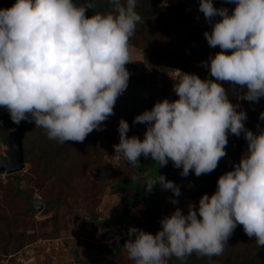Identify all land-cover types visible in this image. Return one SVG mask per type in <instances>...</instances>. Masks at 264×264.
Here are the masks:
<instances>
[{
	"label": "clouds",
	"instance_id": "9594fccd",
	"mask_svg": "<svg viewBox=\"0 0 264 264\" xmlns=\"http://www.w3.org/2000/svg\"><path fill=\"white\" fill-rule=\"evenodd\" d=\"M227 2L235 4L231 14L213 0L199 3L212 24L204 37L220 49L209 57L215 79L183 72L173 85L177 99L164 98L135 116L134 124L147 125L143 139L129 137L122 118L113 147L129 165L140 164L141 156L161 167L171 161L183 177L214 171L227 154L229 133H243L247 151L218 178L214 193L200 197L198 207L190 202L186 213L176 207L161 218L155 234L130 226L123 247L134 264H168L173 257L184 264L193 254L221 256L238 224L264 247V129L246 128V112L237 111L223 86L246 87L239 99L249 102L264 97V0ZM109 4L107 12L96 10V0H16L0 8V108L14 124L34 122L50 140L82 143L114 114L128 87L126 65L134 62L130 41L142 18L138 0ZM131 179L147 192L159 183L180 195L179 186L163 174Z\"/></svg>",
	"mask_w": 264,
	"mask_h": 264
},
{
	"label": "rangeland",
	"instance_id": "374dc122",
	"mask_svg": "<svg viewBox=\"0 0 264 264\" xmlns=\"http://www.w3.org/2000/svg\"><path fill=\"white\" fill-rule=\"evenodd\" d=\"M182 4L186 12L196 18L194 19L196 32L194 30L183 32L172 30L166 34L164 30H161L162 27H159L151 37L155 41L167 36L166 39L174 42L170 50V52L173 51L172 58L193 66L196 75L201 79L210 78L209 57L220 51L218 46L210 47L204 37L205 31L211 32L212 24L193 13L197 8L196 3ZM234 7L235 4L230 10L233 11ZM136 39L135 46L131 45L133 60L142 59L145 51V41L139 36H136ZM206 61L209 62V67L203 66V62ZM165 71L168 78L175 81H178L184 74L175 72L174 69ZM167 75L163 73V76ZM223 86L233 92L237 100L236 104L246 112L247 119L244 121L246 128L257 132L264 129V120L260 119V114L264 110L251 111L250 107L248 109L244 101L239 99V96L244 93V88L227 82H223ZM128 93L129 91L126 90L123 96H127ZM177 98L176 96L173 100ZM161 100L163 98H159V101ZM143 111L145 109H142L140 113ZM248 118L252 120L251 124L247 122ZM114 126L115 124L109 123V127L106 128V131L113 136L119 134L118 126ZM137 127L138 125H135V129H138ZM11 128L15 129V125ZM140 128L137 137L143 139L147 127L140 126ZM228 136L233 140L238 139L231 133ZM102 143V141L99 142V144ZM118 143L119 136L115 144ZM8 148L6 142L0 140V159L7 154ZM245 149L243 148L242 151ZM90 153L93 157L90 158L91 163L96 167L89 169L85 162L78 163L73 176L69 179V169L64 166L61 170L66 180L61 183L55 180L54 175L50 176V179L36 175L35 166L28 161L27 155L25 168L18 171L21 174L19 179L13 175L16 172L0 170V264H4L10 254H13L10 261L20 262V264H134V261L128 259L123 247L132 224L121 220L115 223V219L123 213L122 200L118 195L110 192V181L105 180L104 175L97 171L94 173L99 159L94 157L95 154L92 151ZM107 153L104 159L110 163L109 171L113 172L115 177H121L122 173L129 177L132 175L133 170L126 165L125 160L119 154L114 151ZM76 157L78 159L80 156L77 154ZM142 158L145 157L141 156L140 160ZM175 184L180 188L179 196H174L170 189H163L157 184L149 193L157 192L158 199L153 200L152 205L144 211H142L143 205L134 208L133 214L138 216L137 227L139 229L155 234L161 228V218L170 215L176 207H180L185 213L190 202L198 207L199 199L203 194L197 196L189 184L187 186ZM212 193L214 192L207 194ZM56 198H59V202L54 201ZM173 199H176L178 204L174 205ZM108 223H111V229L106 226ZM240 227L242 225L237 226V228ZM237 233L242 235L240 241L232 240L237 252L246 250L243 256L252 255L255 237L250 238L240 231ZM19 241L23 244L20 245ZM118 243L121 244L119 248H117ZM107 247L112 251L107 250ZM20 250L23 255H20ZM98 250H100L99 253H97ZM112 254L115 255L112 256ZM228 254L224 251L221 259H218L219 256H216L215 260L207 257L204 260L199 258L192 264H224V260H230ZM234 260L232 262H235ZM178 263L179 260L174 257L168 261V264Z\"/></svg>",
	"mask_w": 264,
	"mask_h": 264
},
{
	"label": "trees",
	"instance_id": "16d2710c",
	"mask_svg": "<svg viewBox=\"0 0 264 264\" xmlns=\"http://www.w3.org/2000/svg\"><path fill=\"white\" fill-rule=\"evenodd\" d=\"M15 2L16 0H0V8H9ZM78 2H83V0H78ZM188 2L197 4V8L193 13L199 15L204 20V14L199 10L200 0H138L136 10L138 14H140L142 20L137 25L136 33L131 39L130 44L135 46L137 42L136 36L142 38L145 41L144 57L142 59L133 60L134 62L126 65L130 72L127 87L129 93L127 96H119L114 105V114L103 123L101 130H94L91 132L82 143L69 141V143L66 142L61 144L57 141L50 140L47 137L46 130L35 126L34 122H32L24 138L27 159L35 166L34 173L40 178L48 179H50V176L54 175L55 180L57 179L60 183L66 180V178L62 176L61 170L64 166H67L69 169V179L73 176L75 166H77L78 163L85 162L87 168L91 169L93 166L95 168L96 166L92 164L90 160L92 157L90 152L92 151L95 154L94 157L99 159L94 173L97 171L99 174L104 175V179L110 181V192L118 195L122 200L123 213L115 219V223L119 220L127 221L129 224H132V226L137 227L138 216L135 213L133 214L134 208L138 205H143L142 211H144L149 205H152L153 200L158 199L159 195L157 192H147L141 183H136L131 179L132 176L141 174L142 172L154 177L156 164L150 157L142 158L143 160H140V164L135 166L129 165L125 161L126 165H129L128 167L133 170L130 177L125 173H122L121 177H115V174L109 171L111 165L104 157L108 154L107 152L114 151L113 146L118 142L119 134L113 136L106 131V128L109 127V123L119 126V121L123 118L129 122V131L127 135L129 137L137 136L138 130L141 129L140 126L146 128L147 125L134 124L133 121L135 116L141 114L140 111L142 109L150 110L154 104L159 101V98H167L171 101L176 97V93L173 91V85L177 81L168 78L165 70L174 69L184 73L197 74L193 66H189L188 63L172 58L171 54L173 51L170 52L171 44L174 43L172 40L166 39L167 36H165L161 40L156 39L154 41L151 37L159 27H162L161 30H164L166 34L172 30L178 32L193 31L194 27H196L194 21L196 18L192 17L189 12H186L182 4ZM96 3V10L98 11L107 12L111 10L109 0H96ZM213 4L217 8L225 7L229 10V14L232 13L230 8L234 3H228L227 0H213ZM91 13L92 10L90 9L88 15H91ZM213 19L218 20L220 17H214ZM193 23L194 26H192ZM164 72L167 76H163ZM207 79L214 80L215 78L210 77ZM225 89L229 94L230 101L237 105V100L234 98L233 92L228 88ZM246 91L247 89L245 90L244 88V92ZM242 101L248 106V109L250 107L251 111L261 112L264 110V97H260L257 102ZM238 109V111L241 110L240 107H238ZM247 122L251 124L252 120L248 118ZM21 123L24 124L25 122ZM13 125L16 127L8 111L4 108H0V140L2 142H6L7 136L10 131L13 130L11 128ZM135 125H138V129H135ZM253 132L258 133L256 130ZM101 141L103 143L99 144ZM244 144H247V141L244 140L243 133H241L237 140H233L228 136V144L226 146L227 154L219 161L214 171L199 177H197L194 172H190L187 177H184V181L178 180L176 183L182 186H187L189 184L190 188L197 196L215 192L217 180L220 175L231 170L234 165L239 162L243 148H247ZM77 154L80 156L78 159L76 157ZM169 165L172 170L178 172L182 171L181 168L174 167L171 161ZM54 167L55 169H53ZM13 175H15L16 179L21 177L20 172H16ZM157 184L158 186L160 185L159 183ZM54 201L59 202V198H56ZM106 226L111 229V223H108ZM237 231H240L242 234L245 233L243 226L240 228L236 227L233 235L227 242L228 245L225 247V251L229 253L228 256H230V260H224V264H247L248 262L250 264H264V247L259 248L255 239L253 240L255 244L252 248V255L243 256L246 250L237 252L236 246L232 242V240L240 241L242 235H238ZM22 244L23 242H20V245ZM19 246H17V248ZM119 247H121L120 243L117 245V248ZM108 249L109 247H107V250ZM109 251H112V249H109ZM99 252L100 250L97 251V253ZM114 255L115 254H112V256ZM221 257L222 255L219 256L218 259H221ZM199 258L204 260L206 257L193 254L186 259L184 264H192L194 260ZM215 258L216 256L211 257L212 260H215ZM233 260L235 262H232ZM178 264H181V262L179 261Z\"/></svg>",
	"mask_w": 264,
	"mask_h": 264
},
{
	"label": "water",
	"instance_id": "95a60500",
	"mask_svg": "<svg viewBox=\"0 0 264 264\" xmlns=\"http://www.w3.org/2000/svg\"><path fill=\"white\" fill-rule=\"evenodd\" d=\"M126 90L120 96H123ZM30 127L31 123L25 122L24 124L20 123L19 125H16L15 129L10 131L6 138V144L9 148L7 150V154L0 159V170H6L12 173L21 171L25 168L26 148L24 146V138ZM169 162L167 166L163 167L156 164L154 176L156 174H163L166 179L171 180L174 183L178 180L184 181V177L180 174L181 172L172 170Z\"/></svg>",
	"mask_w": 264,
	"mask_h": 264
},
{
	"label": "built area",
	"instance_id": "2783aa9c",
	"mask_svg": "<svg viewBox=\"0 0 264 264\" xmlns=\"http://www.w3.org/2000/svg\"><path fill=\"white\" fill-rule=\"evenodd\" d=\"M245 152H246V151H244V152L242 153V155H243ZM19 253H20V255H23L22 250H20ZM12 257H13V254H10V255L7 257L6 262H4V264H20V262L13 263L12 261H10V260L12 259ZM18 261H19V260H18ZM30 261H31V260H30Z\"/></svg>",
	"mask_w": 264,
	"mask_h": 264
}]
</instances>
